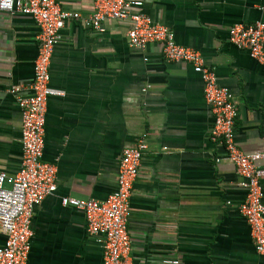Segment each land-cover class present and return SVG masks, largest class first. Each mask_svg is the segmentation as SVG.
<instances>
[{
    "label": "crops",
    "instance_id": "0c3cea01",
    "mask_svg": "<svg viewBox=\"0 0 264 264\" xmlns=\"http://www.w3.org/2000/svg\"><path fill=\"white\" fill-rule=\"evenodd\" d=\"M57 1L83 19L93 12L94 0ZM132 1L142 4L134 12L202 54L238 107V146L264 153V66L229 40L235 24L264 22V0ZM130 27L108 20L98 31L70 20L55 45L51 88L61 95L48 102L44 161L58 167V189L34 211L28 264H103L84 213L62 198L107 199L123 150L143 135L148 149L128 224L134 264H264L239 212L243 179L210 140L214 119L201 76L189 63L166 60L160 44L132 47ZM38 34L31 17L0 12V170L10 177L22 159L17 96L34 79ZM5 239L0 227V245Z\"/></svg>",
    "mask_w": 264,
    "mask_h": 264
},
{
    "label": "built area",
    "instance_id": "2783aa9c",
    "mask_svg": "<svg viewBox=\"0 0 264 264\" xmlns=\"http://www.w3.org/2000/svg\"><path fill=\"white\" fill-rule=\"evenodd\" d=\"M141 5L132 0H94L92 14L83 19L78 13L63 10L57 0H0V12L29 16L39 28L34 79L29 93L17 96L22 115L21 166L12 177L0 170V227L6 236L0 245V264H28L34 236V211L58 189V167L44 161V150L48 102L51 96L61 95L51 88L52 59L55 45L70 20H80L98 31L104 30L108 20L129 21L131 27L127 36L132 47L144 50L151 44H160L166 60L193 66L203 80L205 100L214 119L210 140L224 147L228 160L243 179L246 197L239 212L250 226L257 253L264 259V166L259 165L264 153L248 154L238 146L235 140L238 107L231 92L219 84L215 70L207 65L202 54L178 44L175 34L165 25L133 11ZM229 40L264 66V22L235 24L229 31ZM17 91L18 88L12 90ZM147 149V136L143 135L135 146L123 150L117 189L107 199L62 198L64 206L84 213L87 234L102 244L103 264H134L128 224L135 181Z\"/></svg>",
    "mask_w": 264,
    "mask_h": 264
}]
</instances>
